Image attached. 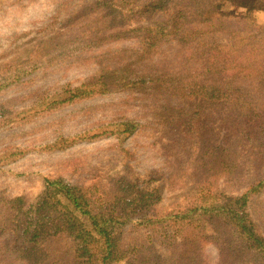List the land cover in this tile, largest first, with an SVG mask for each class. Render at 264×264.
Masks as SVG:
<instances>
[{
    "label": "trees",
    "instance_id": "trees-1",
    "mask_svg": "<svg viewBox=\"0 0 264 264\" xmlns=\"http://www.w3.org/2000/svg\"><path fill=\"white\" fill-rule=\"evenodd\" d=\"M227 3L264 12V0H96L79 34L36 46L73 58L107 38L133 39L109 51L126 52L124 64L99 61L62 101L141 96L149 119L115 120L85 138L122 140L154 123L174 164L145 182L125 166L104 191L46 179L30 203L0 194V264H19L48 237L56 246L41 264H264V28ZM163 47L171 55L153 59Z\"/></svg>",
    "mask_w": 264,
    "mask_h": 264
},
{
    "label": "rangeland",
    "instance_id": "rangeland-1",
    "mask_svg": "<svg viewBox=\"0 0 264 264\" xmlns=\"http://www.w3.org/2000/svg\"><path fill=\"white\" fill-rule=\"evenodd\" d=\"M95 1L0 0L2 196L21 197L30 203L43 191L46 179L71 185H98L104 191L108 180L127 169L125 166L143 182L165 176L173 169L174 156L166 152L165 143L162 144L165 137H161L162 131L154 123L144 122L143 127L122 140L113 133L85 138L103 126L111 128L110 123L115 120L149 119L150 107L144 106L141 96L108 92L62 101L70 87L98 70L99 61L109 66L124 64L126 52L109 51L133 46V39L107 38L73 58H66L71 54H64L63 49L46 55L37 53L36 46L42 41L57 37L62 43L74 33L79 34V29L95 15L84 8ZM222 8L245 17L254 27L264 28V12H251L228 3ZM170 55L171 49L163 47L153 59ZM53 142H58V146L51 147ZM173 196L166 195L169 203ZM55 246L54 237L44 238L36 247L23 251L19 264H41L53 254ZM216 256L214 248H205L207 261L214 263Z\"/></svg>",
    "mask_w": 264,
    "mask_h": 264
}]
</instances>
